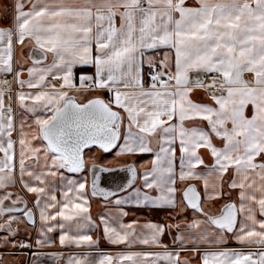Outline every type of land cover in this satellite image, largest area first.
Returning a JSON list of instances; mask_svg holds the SVG:
<instances>
[{
    "label": "snow or ice",
    "instance_id": "6c2138e0",
    "mask_svg": "<svg viewBox=\"0 0 264 264\" xmlns=\"http://www.w3.org/2000/svg\"><path fill=\"white\" fill-rule=\"evenodd\" d=\"M0 19V264H25L37 218L60 248L30 264H264V0H13ZM130 203L170 211L125 221Z\"/></svg>",
    "mask_w": 264,
    "mask_h": 264
},
{
    "label": "crops",
    "instance_id": "0c3cea01",
    "mask_svg": "<svg viewBox=\"0 0 264 264\" xmlns=\"http://www.w3.org/2000/svg\"><path fill=\"white\" fill-rule=\"evenodd\" d=\"M189 2H191V0H189ZM12 4H13V0H0V16H2L3 12L5 11V6L7 7L8 11H9V14H10ZM4 23H5V22H4L2 19H0V26H2ZM18 54H19V52H18ZM82 67H84L85 70H87V71H91L90 66H82ZM25 75H26V74H25ZM94 151H95V150H94ZM95 154H96V156H97L98 158L102 156V154L99 153V152H96ZM114 155H115L114 152L111 153V154H103V156H102V159H103V160L100 161V162H104V161H112V163L109 164V165H107V166L115 167L116 164H115V161L113 160ZM178 155H179V152H177V157H178ZM150 160H151V158H146V157H145V154H140V155H137V157H136V161H137L138 164H139L140 162L150 161ZM205 160H206V162H208V163L211 162V159H210V157L207 156V154H205ZM177 165H178V159H177ZM177 170H178V169H177ZM124 177H125V173H122V172H116V173H103V174H102V177H101V181H102V182H103V181H104V182H109V183L112 182V183H110V185H111L112 187H114L117 183H120V182L124 179ZM193 182H195V181H193ZM101 185H102V184H101ZM177 185H178V186L180 185V181H179V180L177 181ZM102 186L104 187V185H102ZM13 190H15V189H13ZM121 195H127V194H126V193H122ZM98 200L100 201V199H98ZM104 204H105V203H104ZM133 205H135V204H131V203H130V204H125V205H124L125 210L128 212V215H127L126 217L123 218L125 221L132 220V219H136V220L140 221L141 223H146V222H148V221L162 222V221L165 220V219H159V218H158V219H157V218H151V217L147 216L146 214H144L145 212L142 213V211H140L138 208H134ZM106 206H107V205H104V207L101 208V209H102L101 211L98 210L97 212H95V211L93 210V209H94V208H93V203H92V201H91V212H92V214H93V218H96V217H94V216H97V213L104 211V209H105ZM168 210H169V209H165L164 211H168ZM21 227L24 229L25 232H23V233H25V236H26V234H27V236H28V240L31 241L33 247H39V246H36V244H35V241L39 238V235H40V234H39V231H38V229H39V221H38V218H37V226H36L35 228H33V227H31V226H28V225H25V224H22ZM98 231H99V233L101 234V236H102V238H103L102 240H104V242L107 243L108 246H109L110 248H116L115 246L111 245V244H110V243H109V242L103 237V235H102V231H101V230H93V231L91 232V235H92L94 238H98V237H97V233H98ZM0 235H2V233H0ZM58 235H59L58 232H56V233L53 234V238L57 240V243H56V244H54V245H47V244H46V245H44L43 247H52V246H59V247H60V245H59V243H58ZM17 238H18V237H17ZM18 239H20V238H18ZM98 239H99V238H98ZM102 240L99 239V243H98V245L95 246V248H94L93 250H96L97 248L100 247V244H101V241H102ZM163 240H164L165 243H170L171 238H170L167 234H165V236L163 237ZM228 246H229V247H235L236 245L233 244L232 242H230ZM186 254H187V253H186ZM188 255H191V253H188Z\"/></svg>",
    "mask_w": 264,
    "mask_h": 264
},
{
    "label": "rangeland",
    "instance_id": "374dc122",
    "mask_svg": "<svg viewBox=\"0 0 264 264\" xmlns=\"http://www.w3.org/2000/svg\"><path fill=\"white\" fill-rule=\"evenodd\" d=\"M145 157L146 158H151V155L150 154H145ZM102 160L103 159H101L100 161H102ZM110 183H112V182H110ZM110 183L101 181V184L104 185V187H112L110 185ZM92 203H93V208H94L93 210L95 212H97L98 210L101 211L102 210L101 208H103L104 205H105L104 202L102 200L99 201L98 198L92 199ZM133 206H134V208H138L140 211H142V213L145 212L144 214H146L147 216H149L151 218H157V219L158 218L159 219H165L166 216L168 215V212L170 211V210L164 211L165 209H159V208H155V207H152V206H146V205H133ZM94 217H96V216H94ZM21 226H22V224L20 225V228H21L22 231L20 232V235L18 236V238L27 239L28 240V236H27V234L25 236V233H23L25 231H24V229ZM97 237L99 239H101V240L103 239L101 234L99 233V231L97 233ZM59 248H60L59 246L42 247V248L41 247H31L30 249L29 248H24V249L20 250V254L17 255L16 259H22V260L25 261V264H30V262L33 259V256L31 255V253H35V252H38V251L51 252V251H54V250L59 249ZM116 250H117L116 248H110L108 246V244L105 243L104 240H102L101 244H100V247L97 248L96 250H92V251H93L94 256L96 258H99V254H101V253H113L114 254ZM63 252H64L65 255H67L68 252H69V249L65 248V249H63ZM182 255H188V253L187 254L186 253H182ZM189 256H191V255H189ZM40 264H60V262H58V261L54 262V261L51 260L50 257L44 256V257L41 258ZM193 264H198V260L193 261Z\"/></svg>",
    "mask_w": 264,
    "mask_h": 264
}]
</instances>
